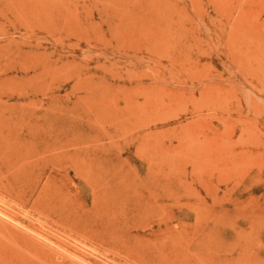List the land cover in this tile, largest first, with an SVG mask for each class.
I'll return each instance as SVG.
<instances>
[{"label":"rangeland","instance_id":"1","mask_svg":"<svg viewBox=\"0 0 264 264\" xmlns=\"http://www.w3.org/2000/svg\"><path fill=\"white\" fill-rule=\"evenodd\" d=\"M263 56L264 0H0V264H264Z\"/></svg>","mask_w":264,"mask_h":264},{"label":"bare ground","instance_id":"2","mask_svg":"<svg viewBox=\"0 0 264 264\" xmlns=\"http://www.w3.org/2000/svg\"><path fill=\"white\" fill-rule=\"evenodd\" d=\"M160 1V0H159ZM230 1V0H229ZM141 2H142V0H141ZM151 2V1H150ZM154 3V2H153ZM146 4V3H145ZM186 4V3H185ZM258 4V3H257ZM194 5L195 4H193V7H194ZM139 6H141V5H139ZM158 6V5H157ZM164 6V5H163ZM191 6V5H190ZM245 6V5H244ZM262 6V5H261ZM43 7V6H42ZM236 7H237V5H236ZM256 7H257V5H256ZM263 7V6H262ZM138 8V7H137ZM196 8V7H195ZM127 9V8H126ZM163 9V8H162ZM184 9V8H183ZM153 10V9H152ZM159 10H160V8H159ZM182 10V9H181ZM187 10V9H186ZM196 10H198V7H197V9ZM249 10H251V9H249ZM262 10H263V8H262ZM55 11V10H54ZM178 11H179V9H178ZM183 11V10H182ZM241 11V10H240ZM253 11V10H252ZM89 12H91L90 10H89ZM130 12V11H129ZM134 12V11H133ZM139 12V11H138ZM156 12V11H155ZM158 12V11H157ZM173 12V11H172ZM195 12V11H194ZM197 12V11H196ZM260 12H261V10H260ZM42 13V12H41ZM135 13V12H134ZM198 13V12H197ZM255 13V12H254ZM253 13V14H254ZM91 14V13H90ZM169 14V13H168ZM199 14V13H198ZM202 14V13H201ZM204 14V13H203ZM220 14V13H219ZM129 15V14H128ZM133 15V14H132ZM154 16V15H153ZM250 16V15H249ZM254 16V15H253ZM118 17V16H117ZM133 16H131V18H132ZM145 17H147V15L145 16ZM259 18V17H258ZM53 19H54V17H53ZM230 19V18H229ZM252 19V18H251ZM250 19V20H251ZM255 19V18H254ZM122 20H124V19H122ZM214 20V19H213ZM263 20V19H262ZM127 21V20H126ZM254 21V20H253ZM229 22V21H228ZM252 22V21H251ZM81 23V22H80ZM105 23V22H104ZM153 23V22H152ZM74 24V23H73ZM77 25V24H76ZM75 25V26H76ZM138 25V24H137ZM147 25V24H146ZM165 25V24H164ZM163 25V26H164ZM150 26V25H149ZM244 27V26H243ZM75 28V27H74ZM132 28H133V26H132ZM147 28H148V26H147ZM150 28V27H149ZM253 28H255V27H253ZM261 28V27H260ZM84 30V29H83ZM87 30V29H86ZM101 31V30H100ZM252 31V30H251ZM63 32V31H62ZM88 32V31H87ZM119 32V31H118ZM249 32V31H248ZM60 33V32H59ZM253 33V32H252ZM30 34V33H29ZM32 34V33H31ZM34 34V33H33ZM56 34V33H55ZM255 34H256V32H255ZM263 34V33H262ZM91 35V34H90ZM259 35V34H258ZM134 40V39H133ZM96 41V40H95ZM161 41V40H160ZM258 41V40H257ZM87 43V42H86ZM102 44V43H101ZM105 46H107V45H105ZM139 47V46H138ZM137 47V48H138ZM244 47V46H243ZM92 48V47H91ZM112 48H114V47H112ZM115 49V48H114ZM135 50V49H134ZM110 51V50H109ZM117 52V51H116ZM134 52V51H133ZM146 52V51H145ZM113 54V53H112ZM149 54V53H148ZM105 56V55H104ZM107 56V55H106ZM116 56V55H115ZM134 56V55H133ZM142 56H144V55H142ZM91 57V56H90ZM122 57H125V56H122ZM264 57V56H263ZM60 58V57H59ZM110 58V57H109ZM113 58V57H112ZM116 58H117V56H116ZM121 58V57H120ZM115 59V58H114ZM113 59V60H114ZM122 59V58H121ZM125 59V58H124ZM123 59V60H124ZM44 60V59H43ZM128 60V59H127ZM132 60H134V59H132ZM262 60V59H261ZM121 61V60H120ZM236 62H237V60H236ZM46 63V62H45ZM129 63H131V62H129ZM137 63V62H136ZM223 63V62H222ZM39 64V63H38ZM133 64V63H132ZM138 64V63H137ZM253 64V63H252ZM134 65V64H133ZM144 65V64H143ZM255 65V64H254ZM39 66V65H38ZM41 66V65H40ZM44 66V65H43ZM145 67V66H144ZM89 68V67H88ZM147 68V67H146ZM36 69V68H35ZM235 70V69H234ZM83 72V71H82ZM81 72V73H82ZM86 72V71H85ZM42 73V72H41ZM119 74V73H118ZM245 75V74H244ZM230 76H232V75H230ZM235 76V75H234ZM261 76V75H260ZM75 77V76H74ZM233 77V76H232ZM248 77V76H247ZM115 78V77H114ZM117 78V77H116ZM141 78V77H140ZM250 78V77H249ZM112 80V79H111ZM252 80V79H251ZM113 81V80H112ZM260 81V80H259ZM3 82V81H2ZM219 82V81H218ZM225 82H227L226 80H225ZM232 82V81H231ZM235 82V81H234ZM254 82V81H253ZM261 82V81H260ZM257 83V82H256ZM226 84V83H225ZM230 84V83H229ZM231 85V84H230ZM111 86V85H110ZM144 86V85H143ZM113 89V88H112ZM262 89V88H261ZM29 90V89H28ZM81 91V90H80ZM28 92V91H27ZM82 92V91H81ZM87 92V91H86ZM90 93V92H89ZM17 94V93H16ZM48 94V93H47ZM2 97V96H1ZM49 97V96H48ZM133 97V96H132ZM97 98V97H96ZM127 98V97H126ZM129 100V99H128ZM127 100V101H128ZM131 100V99H130ZM136 100V99H135ZM147 100V99H146ZM33 101H35V100H33ZM122 101V100H121ZM41 102V101H40ZM33 103H35V102H33ZM40 104V103H39ZM42 104V103H41ZM40 104V105H41ZM59 104V103H58ZM137 104V103H136ZM196 104H198V103H196ZM225 105V104H224ZM237 106V105H236ZM45 106H43V108H44ZM244 107H247V106H244ZM42 108V107H41ZM79 108V107H78ZM4 109V108H3ZM218 109V108H217ZM41 110V109H40ZM47 110V109H46ZM244 110V109H243ZM251 110V109H250ZM37 111H38V108H37ZM198 111V110H197ZM252 111V110H251ZM41 112V111H40ZM54 112V111H53ZM67 112V111H66ZM199 112V111H198ZM226 112H230V110L229 109H226ZM245 112V111H244ZM4 113V112H3ZM9 113V112H8ZM26 113V112H25ZM33 113H35V112H33ZM49 113V112H48ZM200 113H202V112H200ZM239 113V112H238ZM241 113V112H240ZM16 114H18V113H16ZM227 114V113H226ZM41 115V114H40ZM51 115H52V113H51ZM253 115V114H252ZM8 116V115H7ZM17 116V115H16ZM42 116V115H41ZM47 116V115H46ZM242 116H244V115H242ZM11 117H13V116H11ZM67 117V116H66ZM69 117V116H68ZM1 118V117H0ZM32 118V117H31ZM34 118V117H33ZM28 119H30V118H28ZM47 119V118H46ZM45 119V120H46ZM48 119H49V117H48ZM60 119V118H59ZM36 120H38V119H36ZM40 120V119H39ZM42 120V119H41ZM72 120V119H71ZM167 120V119H166ZM55 121V120H54ZM53 121V122H54ZM66 121V120H65ZM12 122V121H11ZM16 122H18V121H16ZM46 122V121H45ZM44 122V123H45ZM34 123V122H33ZM67 123V122H66ZM220 123V122H219ZM22 124V123H21ZM20 124V125H21ZM32 124V123H31ZM52 124V123H51ZM50 124V125H51ZM238 124V123H237ZM243 124V123H242ZM33 125H35V124H33ZM6 127V126H5ZM24 127H26V126H24ZM42 127V126H41ZM46 127V126H45ZM44 127V128H45ZM48 127V126H47ZM215 127V126H214ZM233 127H235L234 125H233ZM34 128V127H33ZM33 128H28L27 129V134H29V136L32 138L31 140H37V142H36V145L33 147V149H32V147L31 148H28L27 149V152L25 153V154H21L20 156H19V159H27V158H30L31 156H38V157H42V159L47 163V164H50V165H52V166H54V165H57L58 164V162L60 161V160H62V158H65L66 157V155H67V149H63L62 150V152L61 153H58V154H54V153H51V151L52 150H54L55 149V145L56 144H65L68 140L67 139H65V138H63V139H65V141L63 142L62 141V137H66V135H61L60 133H53L52 134V132H50L49 130L48 131H44V133H42L41 131H39V129L37 130H34ZM38 128H40V127H38ZM55 128V127H54ZM74 128V127H73ZM148 128V127H147ZM6 129H7V127H6ZM12 129V128H11ZM14 129V128H13ZM20 129V128H19ZM47 129V128H46ZM257 129V128H256ZM15 130V129H14ZM25 130V129H24ZM59 130V129H58ZM89 130V129H88ZM12 131V130H11ZM92 131V130H91ZM116 131H118V130H116ZM21 132V131H20ZM58 132V131H57ZM233 132V131H232ZM7 133V132H6ZM16 133V132H15ZM22 133V132H21ZM12 134V133H11ZM135 134V133H134ZM6 135H8V134H6ZM22 135V134H21ZM68 135V134H67ZM111 135H113V134H111ZM3 136V135H2ZM15 136V135H14ZM13 136V138H14V140H15V137ZM89 136V135H88ZM128 136V135H127ZM134 136V135H133ZM5 137V136H4ZM102 137V136H101ZM129 137V136H128ZM240 137V136H239ZM8 138V137H7ZM21 138V137H20ZM99 138V137H98ZM243 138V137H242ZM10 139H12V138H10ZM8 140H9V138H8ZM73 140V139H72ZM21 141V140H20ZM29 141V140H28ZM62 141V142H61ZM77 141V140H76ZM18 142V141H17ZM61 142V143H60ZM248 142V141H247ZM264 142V141H263ZM4 143H5V141H4ZM4 143L2 142L1 143V141H0V156L1 157H3V153H4V151H5V149L6 148H4ZM28 143V142H27ZM31 143V142H30ZM13 144V143H12ZM22 144V143H21ZM93 144V143H92ZM95 144V143H94ZM249 144V143H248ZM11 146V145H10ZM89 146H90V144H89ZM130 146V145H129ZM211 146H215V143H211ZM16 147V146H15ZM21 147H22V145H21ZM29 147H30V145H29ZM83 147V146H82ZM10 148V147H9ZM12 148V147H11ZM14 148V147H13ZM84 148V147H83ZM4 149V150H3ZM74 149V148H73ZM78 149V148H77ZM9 150V149H8ZM18 150V149H17ZM80 150V149H79ZM83 150V149H82ZM98 151L97 152H99V149H97ZM11 151H15L16 152V150H11ZM8 152V151H7ZM22 152H23V150H22ZM74 152V151H73ZM77 152V151H76ZM80 152V151H79ZM85 152V151H84ZM144 152V151H143ZM146 152H148V151H146ZM181 152V151H180ZM248 152H250V150L248 151ZM6 153V152H5ZM95 153H96V151H95ZM148 153H150V152H148ZM227 153V152H226ZM234 153V152H233ZM73 154V153H72ZM85 154V153H84ZM91 154V153H90ZM111 154V153H110ZM119 154V153H118ZM6 155V154H5ZM15 155V154H14ZM80 155V154H79ZM99 155V154H98ZM97 155V156H98ZM114 155V154H113ZM117 155V154H116ZM7 156H9V155H7ZM11 156V155H10ZM9 156V157H10ZM185 156V155H184ZM233 157H235V156H233ZM8 158V157H7ZM91 158V157H90ZM115 158H117V157H115ZM143 158V157H142ZM203 158V157H202ZM3 159V158H2ZM15 159V158H14ZM32 159V158H31ZM144 159V158H143ZM5 160V159H4ZM9 160V159H8ZM37 160H38V158H37ZM36 159H35V161H37ZM145 160V159H144ZM151 160V159H150ZM175 160V159H174ZM232 160V159H231ZM236 160V159H235ZM1 161V160H0ZM11 161V160H10ZM14 161V160H13ZM28 162H29V159L27 160ZM2 162V161H1ZM0 162V163H1ZM6 162V161H5ZM4 162V163H5ZM22 162V161H21ZM20 162V163H21ZM26 162V161H25ZM146 162V161H145ZM203 162V161H202ZM219 162V161H218ZM17 163V162H16ZM30 163H31V161H30ZM90 163H92V162H90ZM6 164V163H5ZM4 164V165H5ZM22 164V163H21ZM26 164V163H25ZM40 164V163H39ZM42 164H43V162H42ZM146 164V163H145ZM205 164V163H204ZM3 165V164H2ZM9 165H10V163H9ZM8 165V166H9ZM13 165H15V164H13ZM13 165H11V166H13ZM62 165V164H61ZM93 165V164H92ZM124 165H126V164H124ZM195 165V164H194ZM45 166V165H44ZM25 167V166H24ZM31 167H33V165L31 166ZM37 167V166H36ZM61 167V166H60ZM3 168V167H2ZM9 168V167H8ZM17 168H20V167H17ZM37 168H39V167H37ZM63 168V167H62ZM6 169V168H5ZM15 169V168H14ZM42 169V168H41ZM21 171L22 169H18V171ZM29 170V169H28ZM110 170V169H109ZM108 170V171H109ZM257 170V169H256ZM22 171H24V170H22ZM22 171H21V173H22ZM29 171H31V170H29ZM37 171V170H36ZM41 170H39V172H40ZM76 171V170H75ZM121 171V170H120ZM11 172H13V170L11 171ZM25 172V171H24ZM27 172V171H26ZM38 172V171H37ZM2 173V172H1ZM9 172L7 171V174H8ZM15 173V172H14ZM18 173V172H17ZM20 173V172H19ZM18 173V174H19ZM20 173V174H21ZM20 174H19V176H20ZM30 174H32V173H30ZM34 174V173H33ZM43 174V173H42ZM1 175V174H0ZM6 175V174H5ZM10 175V174H9ZM8 175V176H9ZM16 175V174H15ZM14 175V176H15ZM22 175V174H21ZM24 175H25V173H24ZM28 175V174H27ZM60 175H62V174H60ZM129 175V174H128ZM3 176V175H2ZM13 176V177H14ZM18 176V175H17ZM26 176V175H25ZM31 176H33V175H31ZM63 176V175H62ZM78 176V175H77ZM22 177V176H21ZM24 177V176H23ZM27 177H29V176H27ZM38 177V176H37ZM130 177V176H129ZM128 177V178H129ZM9 178V177H8ZM26 178V177H25ZM32 178V177H31ZM47 178V177H46ZM50 178V177H49ZM136 178V177H135ZM3 179V178H2ZM18 179V178H17ZM37 179V178H36ZM130 179H131V177H130ZM19 180H20V177H19ZM29 180V179H28ZM132 180V179H131ZM137 180V179H136ZM11 181V180H10ZM16 181V180H15ZM23 181H25V180H23ZM37 181H38V179H37ZM58 181H59V179H58ZM64 181V180H63ZM125 181V180H124ZM14 182V181H13ZM17 182V181H16ZM15 182V183H16ZM21 182H22V180H21ZM27 182H29V181H27L26 180V185H27ZM42 182L44 183V181L42 180ZM112 182V181H111ZM130 182V181H129ZM135 182V181H134ZM145 182V181H144ZM30 183H31V181H30ZM132 183V182H131ZM148 183V182H147ZM18 184V183H17ZM21 184V183H20ZM25 184V182L22 184V185H24ZM29 184V183H28ZM162 184V183H161ZM253 184V183H252ZM256 184V183H255ZM254 184V185H255ZM30 185V184H29ZM42 185V184H41ZM46 185V184H45ZM50 185H51V183H50ZM49 185V186H50ZM56 185V184H55ZM60 185V184H59ZM137 185V184H136ZM149 185V184H148ZM164 185V184H163ZM19 185H17V186H15V184H13V183H9V181H7V183H4L3 181H0V190L1 191H3L4 192V190H6V191H9L8 189H10V190H15L16 191V197L17 198H19L20 199V201L21 202H23L22 201V199H23V196H25L24 194H25V191L24 190H20V188L18 187ZM33 186V185H32ZM40 186V185H39ZM42 186H44V185H42ZM42 186H40V190H41V187ZM63 186V185H62ZM21 187V186H20ZM25 187H27V186H25ZM58 187V186H57ZM138 187H140V186H138ZM149 187H151V186H149ZM33 188V187H32ZM35 188V187H34ZM33 188V189H34ZM45 188V187H44ZM56 188V187H55ZM141 188V187H140ZM38 189V190H39ZM48 189V188H47ZM58 189V188H57ZM138 189V188H137ZM142 189V188H141ZM167 189V188H166ZM28 190V189H27ZM32 190V189H31ZM37 190V191H38ZM39 190V191H40ZM55 191H56V189H54ZM46 191V190H45ZM103 191V190H102ZM124 191V190H123ZM128 191V190H127ZM135 191V190H134ZM167 191V190H166ZM169 191H171V190H169ZM12 192H14V191H12ZM31 192V191H30ZM164 192V191H163ZM40 193V192H39ZM47 193V192H46ZM58 193V192H57ZM60 193H62V192H60ZM147 193V192H146ZM145 193V194H146ZM13 194V193H12ZM28 194H29V192H28ZM42 194V193H41ZM64 194V193H63ZM156 194V193H155ZM35 195V194H34ZM45 195V194H44ZM65 195V194H64ZM76 195V194H75ZM80 195V194H79ZM129 195V194H128ZM159 195V194H158ZM0 196H1V194H0ZM37 196V195H36ZM173 196V195H172ZM6 197V196H5ZM28 197V196H27ZM41 197H43V196H41ZM45 197V196H44ZM60 197V196H59ZM153 197V196H152ZM1 198H3V197H1ZM12 198H14V197H12ZM132 198H133V196H132ZM139 198V197H138ZM137 198V199H138ZM163 198V197H162ZM172 198V197H171ZM32 199V198H31ZM42 199H44V198H42ZM48 199V198H47ZM64 199V198H63ZM62 199V200H63ZM77 199V198H76ZM156 199V198H155ZM5 200V199H4ZM3 200V201H4ZM10 200V199H9ZM171 200V199H170ZM1 201H2V199H1ZM15 201V200H14ZM17 201V200H16ZM19 201V202H20ZM25 201V200H24ZM41 202V200H40V198H37V200L36 201H34V204L35 205H37V203L39 204V206H40V202ZM60 201V200H59ZM82 201V200H81ZM143 201V200H142ZM141 201V202H142ZM20 202V203H21ZM57 202V201H56ZM64 202V201H63ZM75 202V201H74ZM116 202V201H115ZM125 202V201H124ZM137 202H138V200H137ZM145 202V201H144ZM15 203V202H14ZM44 203V202H43ZM54 203V202H53ZM3 204V203H2ZM12 204V203H11ZM18 204V203H17ZM25 204V203H24ZM58 204V203H57ZM129 204H131V203H129ZM128 204V205H129ZM133 204H135L134 202H133ZM150 204V203H149ZM20 205V204H19ZM70 205V204H69ZM68 205V206H69ZM84 205V204H83ZM143 205V204H142ZM145 205V204H144ZM63 206H64V204H63ZM62 206V207H63ZM11 207V206H10ZM125 207V206H124ZM140 207H141V205H140ZM152 207V206H151ZM14 208V207H13ZM71 208V207H70ZM128 208V207H127ZM133 208V207H132ZM136 208H138L137 206H136ZM12 209V208H11ZM11 209H9V210H11ZM47 209H49V208H47ZM57 209V208H56ZM65 209H66V207H65ZM87 209V208H86ZM131 209V208H130ZM134 209V208H133ZM143 209V208H142ZM151 209V208H150ZM3 210V209H2ZM1 210V211H2ZM17 210H18V208H17ZM21 210V209H20ZM71 210L73 211V209L71 208ZM126 210V209H125ZM138 210V209H137ZM146 210V209H145ZM4 211H6V210H4ZM4 211H2L3 213H6V212H4ZM15 211V210H14ZM43 211V210H42ZM69 211V210H68ZM107 211V210H106ZM124 211V210H123ZM136 211V210H135ZM151 211V210H150ZM31 212V211H30ZM137 212V211H136ZM57 213V212H56ZM108 213V212H107ZM185 213V212H184ZM183 213V214H184ZM9 215H10V212L8 213ZM52 214V213H51ZM82 214V213H81ZM90 214V213H89ZM116 214V213H115ZM19 215V214H18ZM27 215V214H26ZM31 215V214H30ZM74 215V214H73ZM121 215V214H120ZM75 216V215H74ZM122 216V215H121ZM185 216V215H184ZM21 217V216H20ZM35 217V216H34ZM135 217V216H134ZM61 218V217H60ZM71 218V217H70ZM120 218V217H119ZM16 219V218H15ZM21 219V218H20ZM59 219V218H58ZM129 218H127V220H128ZM45 220V219H44ZM66 220V219H65ZM120 222V221H119ZM147 222H149V221H147ZM136 223V222H135ZM87 224V223H86ZM77 225V224H76ZM79 225V224H78ZM85 225V224H84ZM110 225V224H109ZM147 225V224H146ZM68 226V225H67ZM144 226V225H143ZM30 227H32V226H30ZM47 227V226H46ZM66 228V227H65ZM77 228V227H76ZM79 228V227H78ZM80 228H82V227H80ZM34 229V228H33ZM61 230V229H60ZM77 231H79V230H77ZM89 231V230H88ZM202 231V230H201ZM41 232V231H40ZM63 232V231H62ZM87 232V231H86ZM82 233H84V232H82ZM110 233V232H109ZM22 234V233H21ZM91 234L92 235H94V236H100V234L99 233H97V232H94V231H92L91 232ZM68 235H69V233H68ZM90 235V234H89ZM13 236V235H12ZM78 238V237H77ZM93 239V238H92ZM79 240V239H78ZM82 242H83V240H81ZM167 242H168V240H167ZM172 242V241H171ZM88 243V242H87ZM93 243V242H92ZM95 244V243H94ZM44 245H45V243H44ZM99 246V245H98ZM168 246V245H167ZM30 248V247H29ZM166 248V247H165ZM191 248V247H190ZM235 248H237L236 250H234ZM1 249V248H0ZM3 249V248H2ZM44 249V248H43ZM103 249V248H102ZM186 249V248H185ZM17 250H19L20 251V248L19 249H17ZM16 250V251H17ZM29 250H31L32 251V249H29ZM45 250V249H44ZM220 250H222V255H221V258H220V261H222V260H227V262H228V260H230L232 257V253L233 252H237V256H236V258H235V260H238V261H243V260H245V252H246V249L245 248H243L241 245L239 246V247H234V248H229V247H227V246H224V247H221L220 248ZM173 251V250H172ZM24 252V251H23ZM166 252V251H165ZM167 253V252H166ZM22 254V253H21ZM26 254V253H25ZM39 254V253H38ZM190 255V254H189ZM31 256V255H30ZM43 256V255H42ZM213 256V255H212ZM51 257V256H50ZM181 257V256H180ZM23 258V257H22ZM21 258V259H22ZM49 258V257H48ZM52 258V257H51ZM196 259V258H195ZM47 260V259H46ZM30 261V260H29ZM219 261V260H218ZM220 261H219V263H220ZM31 262V261H30ZM209 262H210V260H209ZM21 263V262H20ZM29 263V262H28Z\"/></svg>","mask_w":264,"mask_h":264}]
</instances>
